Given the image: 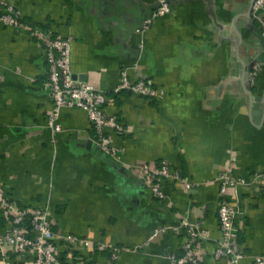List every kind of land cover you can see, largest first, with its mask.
<instances>
[{
	"label": "crops",
	"instance_id": "1",
	"mask_svg": "<svg viewBox=\"0 0 264 264\" xmlns=\"http://www.w3.org/2000/svg\"><path fill=\"white\" fill-rule=\"evenodd\" d=\"M5 1L27 24H0V184L9 199L46 206L58 235L115 245L112 264H169L167 255L184 240L181 220L195 219L208 233L197 244L200 262L222 264L211 255L218 236L213 177L231 167L247 180L236 189L244 252L238 264L264 253V45L250 0H167L169 11L143 30L155 0ZM45 33L68 37L72 74L111 95L104 110L122 128L108 130L122 148L120 161L92 143L81 108L61 107V130L53 135L45 126L51 105ZM122 69L130 81L160 88L161 96L122 89L113 97ZM161 159L175 175L159 181L165 197L157 199L137 166ZM227 197L235 199L230 188ZM57 242L66 264H90L105 254ZM5 261L34 264L30 251L7 250L0 253Z\"/></svg>",
	"mask_w": 264,
	"mask_h": 264
},
{
	"label": "built area",
	"instance_id": "2",
	"mask_svg": "<svg viewBox=\"0 0 264 264\" xmlns=\"http://www.w3.org/2000/svg\"><path fill=\"white\" fill-rule=\"evenodd\" d=\"M170 5L167 0H155L154 9L141 22L140 29L148 27L152 19L158 15L167 13ZM250 12L254 19L259 22V35L264 45V19L260 13L264 12V0H253ZM0 24L11 27H27L22 20L20 11L13 4L0 0ZM68 37H52L49 33L43 36V48L47 63V79L44 87L48 91L51 105L45 115V126L50 134L61 130L58 121L59 110L65 106H75L85 111L89 125L92 130L91 141L95 147L114 161H120L122 148L111 141L108 130H122L114 114H107L104 106L112 98L103 89L94 87L84 81L78 80L70 69V42ZM257 71V64H253L247 72L248 82L251 84ZM122 89L131 93L149 97L159 98L161 89L151 85L143 79L130 81L124 69L120 71L117 84L111 93L117 94ZM139 170L148 174L150 190L157 199L165 197L159 181L174 177L170 163L161 159L156 164L141 163L137 166ZM218 185V201L216 206V219L218 236L211 250L214 259H223L222 264H238L244 256V252L238 245L239 228L235 223L242 211L237 205L236 189L247 185V180L242 176L232 174L231 167H226L213 177ZM186 186H190L187 182ZM230 188L235 197L230 201L227 190ZM49 209L43 207H20L9 199L0 184V217L4 227L0 231V253L13 250L18 254L28 251L32 253L34 264H66L59 258L57 239L66 248L74 244L90 246L96 252H103L105 256L95 259L90 264H112L117 256L119 248L110 243L91 241L76 234H56L49 221ZM165 228V227H164ZM163 227L155 229L163 231ZM180 228L184 233V240L180 245L178 253H169L167 258L169 264H202L197 253V244L207 238V231L201 227L200 222L195 219L181 220ZM252 264H264V253L251 256ZM9 264V261H5Z\"/></svg>",
	"mask_w": 264,
	"mask_h": 264
},
{
	"label": "trees",
	"instance_id": "3",
	"mask_svg": "<svg viewBox=\"0 0 264 264\" xmlns=\"http://www.w3.org/2000/svg\"><path fill=\"white\" fill-rule=\"evenodd\" d=\"M113 94V93H112ZM116 94H113L112 96L114 97ZM118 120V119H117ZM238 218H239V216L237 217V219H236V221H235V223L237 224V220H238ZM2 222H3V220L1 219V217H0V225L2 224ZM3 227H4V223H3V225H2V229H3ZM1 229V230H2ZM239 236H240V231H239V235H238V238H239ZM104 256H105V254H104ZM59 258H62L61 256L59 257Z\"/></svg>",
	"mask_w": 264,
	"mask_h": 264
},
{
	"label": "water",
	"instance_id": "4",
	"mask_svg": "<svg viewBox=\"0 0 264 264\" xmlns=\"http://www.w3.org/2000/svg\"><path fill=\"white\" fill-rule=\"evenodd\" d=\"M252 1H253V0H250V5H251ZM249 11H250V7H249Z\"/></svg>",
	"mask_w": 264,
	"mask_h": 264
}]
</instances>
